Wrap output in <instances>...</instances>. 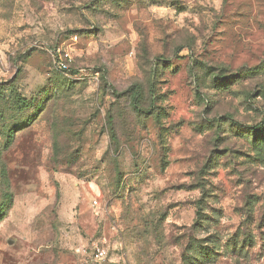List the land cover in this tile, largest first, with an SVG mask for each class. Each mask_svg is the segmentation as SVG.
Here are the masks:
<instances>
[{
	"label": "rangeland",
	"instance_id": "obj_1",
	"mask_svg": "<svg viewBox=\"0 0 264 264\" xmlns=\"http://www.w3.org/2000/svg\"><path fill=\"white\" fill-rule=\"evenodd\" d=\"M11 82L45 108L0 141V264H264V0H0Z\"/></svg>",
	"mask_w": 264,
	"mask_h": 264
},
{
	"label": "trees",
	"instance_id": "obj_2",
	"mask_svg": "<svg viewBox=\"0 0 264 264\" xmlns=\"http://www.w3.org/2000/svg\"><path fill=\"white\" fill-rule=\"evenodd\" d=\"M104 83L106 88L112 89V84L109 82V79L104 75ZM216 84V85H212ZM218 82H213L210 84L209 89H217ZM196 93L200 99H204L202 96V84L197 83ZM113 94L117 92L112 89ZM264 94V92H263ZM139 93H135L134 104L138 103ZM34 103V102H33ZM33 103H29L24 99L18 91L15 89V83L11 82L9 84H0V141L3 144V149L5 151L9 150L14 143L16 142V137L18 133L23 131L25 128L29 127L32 122H35L37 119L35 113L32 117H28V114L34 110L39 113L45 108V105L35 106L33 108ZM264 119L262 123L255 125L253 127H248V131L253 135L252 148H261L264 151ZM249 138L250 135H249ZM1 146V144H0ZM261 152V150H260ZM264 157V154L262 153ZM4 201L0 205V221L3 220L9 210L13 206V195L9 192L4 194ZM200 215V213H198Z\"/></svg>",
	"mask_w": 264,
	"mask_h": 264
},
{
	"label": "built area",
	"instance_id": "obj_3",
	"mask_svg": "<svg viewBox=\"0 0 264 264\" xmlns=\"http://www.w3.org/2000/svg\"><path fill=\"white\" fill-rule=\"evenodd\" d=\"M72 40L77 42L78 37L75 36ZM71 61L72 58L68 52L61 50L54 52L53 62L57 70L68 73ZM76 253L83 257V264H108L110 262L109 248L104 241H92L88 245L78 248Z\"/></svg>",
	"mask_w": 264,
	"mask_h": 264
},
{
	"label": "crops",
	"instance_id": "obj_4",
	"mask_svg": "<svg viewBox=\"0 0 264 264\" xmlns=\"http://www.w3.org/2000/svg\"><path fill=\"white\" fill-rule=\"evenodd\" d=\"M81 262V261H80ZM81 264V263H80Z\"/></svg>",
	"mask_w": 264,
	"mask_h": 264
}]
</instances>
